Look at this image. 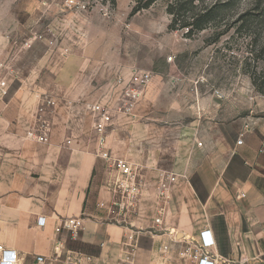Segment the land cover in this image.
<instances>
[{
    "label": "crops",
    "instance_id": "crops-1",
    "mask_svg": "<svg viewBox=\"0 0 264 264\" xmlns=\"http://www.w3.org/2000/svg\"><path fill=\"white\" fill-rule=\"evenodd\" d=\"M88 53L85 47L76 71L82 72L57 79L56 90L21 88L15 115L0 111V245L17 251L22 264H39V257L42 264H198L201 233L210 230L216 264H264V128L245 121L251 131L242 130L235 140L229 131H209L197 120L159 125L155 76L146 71L152 80L135 118L119 116L111 135L113 159L143 171L141 204L133 205L118 190L119 173L103 168L93 117L82 105L106 94L103 101L111 107L125 83L114 76L97 93L86 83L80 88L79 77L91 78L95 66L104 77L112 74L105 49L90 59ZM141 117L146 122H137ZM148 198L153 204L146 207ZM70 218L83 220L80 241H74L82 250L56 232Z\"/></svg>",
    "mask_w": 264,
    "mask_h": 264
},
{
    "label": "rangeland",
    "instance_id": "rangeland-1",
    "mask_svg": "<svg viewBox=\"0 0 264 264\" xmlns=\"http://www.w3.org/2000/svg\"><path fill=\"white\" fill-rule=\"evenodd\" d=\"M69 3L86 9H70ZM137 3L138 0H0V84L5 81L9 90L7 96L0 91V111L6 109L9 115H15L21 88L56 90L57 79L67 80L72 72H82L76 71L85 47L87 59L96 57L102 48L111 76L105 78L103 69L95 66L91 78L79 77L78 86L86 89L82 85L86 83L97 93L119 76V83H125V87L113 95L111 107L103 101L106 94H97L94 100L90 98L91 102L82 103L93 117L91 129L98 156L93 107L104 105L111 111L112 126L106 134L111 153V135L118 117L135 118L136 108L151 84L141 89V98L132 101L131 110L122 108L133 71H149L155 76V123L159 125L175 127L197 120L209 131L215 127L229 131L235 140L242 130L246 131L249 124L245 121L253 123L254 129L264 128V94L258 90H264V0H196L182 13L193 16L213 12L207 27L190 38L179 23L175 30L169 28L173 17L168 8L175 0H159L130 17ZM74 55L78 58L73 59ZM115 70L118 74H114ZM122 71L130 75L129 80L122 77ZM27 78L39 83V87L35 88V82H24ZM15 95L18 96L12 102ZM148 101L151 98L144 111ZM137 120L146 122L142 117ZM2 127L0 123V136ZM104 163L103 168L110 172L111 164ZM135 174L142 189L143 171L137 168ZM141 197L142 192L132 204H141ZM127 200L126 205L133 207ZM144 204L149 207L153 200L148 198Z\"/></svg>",
    "mask_w": 264,
    "mask_h": 264
},
{
    "label": "built area",
    "instance_id": "built-area-1",
    "mask_svg": "<svg viewBox=\"0 0 264 264\" xmlns=\"http://www.w3.org/2000/svg\"><path fill=\"white\" fill-rule=\"evenodd\" d=\"M68 7L70 9H77L84 11L86 6L76 5L69 3ZM2 65L0 64V67ZM152 80L151 73L146 71H133L131 80L127 85V90L125 91L123 99V107L126 110H131L133 105L132 101L137 100L141 95V89L146 87ZM0 91L3 96H7L9 90L6 88V82L3 81L0 84ZM93 112L95 113L96 122L95 130L98 135V150L99 158L105 162H109L111 167L115 169L121 180L118 184V190L126 197L131 203L141 193V188L139 187L136 180V169L134 166L126 161H120L113 159L109 147H108V137L106 136L109 128L112 126V114L109 107L104 105H97L93 107ZM246 131L250 132L251 128L249 125L246 126ZM243 136L238 140L237 145L241 146L244 143ZM42 141H47L46 138H41ZM121 206V204H119ZM39 223L43 225V219L39 220ZM83 229V220L82 219H66L62 222L60 226L57 227L56 232L58 235L67 234L68 238L75 241L79 238L80 232ZM215 239L210 230L204 231L201 233V243L199 248L204 251L202 255L198 257V264H216L213 257L210 255L209 250L214 248ZM57 251L60 250L58 246ZM39 264L44 262L43 257L37 259ZM0 264H22V259L19 253L13 249H9L3 245H0Z\"/></svg>",
    "mask_w": 264,
    "mask_h": 264
},
{
    "label": "trees",
    "instance_id": "trees-1",
    "mask_svg": "<svg viewBox=\"0 0 264 264\" xmlns=\"http://www.w3.org/2000/svg\"><path fill=\"white\" fill-rule=\"evenodd\" d=\"M157 1L159 0H138L137 6L132 10L130 17H134L141 11L149 9ZM195 2L196 0H175V3L168 8V13L173 17V23L169 27L171 30H175V25L179 23L180 28L186 30V36L190 38L194 35L195 32L202 31L207 27L210 22V17L213 11L209 10L193 16H188L185 13H182L183 10H186L185 6L192 7ZM254 84L255 86H257L256 82H254ZM258 90L259 92L264 94L263 89H260L259 87ZM69 244L73 248H78L80 250L83 249L79 246V244H77L71 239H69Z\"/></svg>",
    "mask_w": 264,
    "mask_h": 264
}]
</instances>
